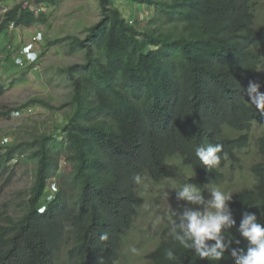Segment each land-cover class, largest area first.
<instances>
[{
  "label": "trees",
  "instance_id": "obj_1",
  "mask_svg": "<svg viewBox=\"0 0 264 264\" xmlns=\"http://www.w3.org/2000/svg\"><path fill=\"white\" fill-rule=\"evenodd\" d=\"M28 1L5 12L0 35L8 23H43L42 9L63 0ZM118 3L146 7L149 16L124 17ZM98 6L100 18L83 38L48 42L68 41L83 57L59 69L70 88L59 108L69 106L68 113L48 134L0 146L1 171L21 157L34 167L21 215L0 224V264H55L64 239L73 264H117L144 203L142 179L161 182L177 158L191 174L188 183L217 185L244 171L243 152L254 143L259 157L248 166L254 184L232 194L236 226L226 234L246 248L236 231L242 213L264 224V112L244 91L255 81L264 92V0H98ZM30 106L56 108L35 97L11 112ZM209 143L222 145L213 169L195 156L197 146ZM61 160L69 172L58 177ZM56 177L58 187L48 195ZM169 231L170 224L145 264H234L227 252L217 262L201 260ZM104 232L107 241L99 239ZM169 249L174 260L166 258Z\"/></svg>",
  "mask_w": 264,
  "mask_h": 264
},
{
  "label": "rangeland",
  "instance_id": "obj_2",
  "mask_svg": "<svg viewBox=\"0 0 264 264\" xmlns=\"http://www.w3.org/2000/svg\"><path fill=\"white\" fill-rule=\"evenodd\" d=\"M28 0H0V23L5 19V12L16 5L27 6ZM123 16L135 14L140 20L148 17L146 7L118 3ZM32 8V6H30ZM46 21L30 27L5 25L0 35V146L7 147L32 141L36 136L50 133L55 124L68 113L69 106L61 107L70 99L68 80L59 73L60 68L82 62L80 52L71 50L68 41L56 46H48L49 41L76 36L83 38L85 30L100 18L98 0H63L57 6L42 9ZM30 54H29V53ZM32 53V55H31ZM50 101L56 107L48 110L30 106L18 113L17 108L31 98ZM0 150V153L4 152ZM244 171L226 175L216 186L224 191L235 193L254 184L248 172V166L256 162L254 143L243 152ZM24 158L21 157V160ZM8 164L0 170V224L5 217L17 218L22 213V203L28 197L33 183V165L21 161ZM59 173L67 175L68 165L60 161ZM169 174L161 182L155 184L141 180L138 193L144 203L138 210L132 228L127 233L122 252L117 264H145L146 254L157 245L161 231L170 224V209L177 213L185 208H197L185 201H177L176 188L179 183L187 181L190 172L183 168L179 159L168 161ZM58 177L49 180L47 194L55 193ZM53 185L55 187H53ZM208 186V185H206ZM205 188V186L203 187ZM168 193V199L163 195ZM202 195L207 199L209 193ZM69 241L64 239L56 256L55 264H73L67 256ZM136 249V252L131 249Z\"/></svg>",
  "mask_w": 264,
  "mask_h": 264
},
{
  "label": "clouds",
  "instance_id": "obj_3",
  "mask_svg": "<svg viewBox=\"0 0 264 264\" xmlns=\"http://www.w3.org/2000/svg\"><path fill=\"white\" fill-rule=\"evenodd\" d=\"M29 53V52H28ZM30 54V53H29ZM32 55V53H31ZM261 84L249 81L245 93L250 104L258 111L264 112V92L260 91ZM222 145L209 143L197 146L195 156L205 169L216 168L221 161ZM139 182L140 177H134ZM177 201H185L197 208H185L177 213L170 209V231L172 239L183 248L192 250L201 260L220 261L227 252L234 264H264V224L258 222L257 215L243 212L239 226L236 228L239 237L246 241V248H241V239L228 238V230L236 226V220L229 208L232 193L216 186L198 187L187 181L173 188ZM209 193L206 199L203 191ZM163 195L168 199V193ZM101 241H107L108 233L100 235ZM236 247H232V245ZM136 252V249H131ZM168 260H174V252H166Z\"/></svg>",
  "mask_w": 264,
  "mask_h": 264
}]
</instances>
